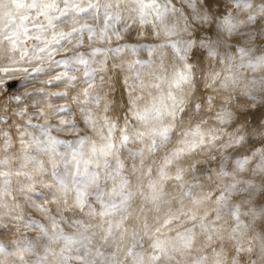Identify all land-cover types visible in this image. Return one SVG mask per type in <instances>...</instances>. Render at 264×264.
<instances>
[{
	"label": "clouds",
	"instance_id": "clouds-1",
	"mask_svg": "<svg viewBox=\"0 0 264 264\" xmlns=\"http://www.w3.org/2000/svg\"><path fill=\"white\" fill-rule=\"evenodd\" d=\"M0 264H264V0H0Z\"/></svg>",
	"mask_w": 264,
	"mask_h": 264
}]
</instances>
